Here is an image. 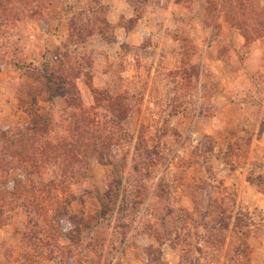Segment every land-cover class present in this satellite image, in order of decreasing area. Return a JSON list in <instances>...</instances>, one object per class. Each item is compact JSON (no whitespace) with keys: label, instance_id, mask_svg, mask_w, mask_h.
Segmentation results:
<instances>
[{"label":"rangeland","instance_id":"1","mask_svg":"<svg viewBox=\"0 0 264 264\" xmlns=\"http://www.w3.org/2000/svg\"><path fill=\"white\" fill-rule=\"evenodd\" d=\"M66 1L78 2L75 11L54 23H0V126L65 107L43 93L34 68L46 47L66 41L69 18L91 16L97 28L105 18L116 39L122 28L138 31L129 43L94 34L82 50L92 86L129 97L133 113L125 169L93 160L88 179L70 188L65 226L80 239L70 264H264V0L246 3L244 29L262 33L248 44L226 0H127L121 17L109 14L117 0L80 16L93 3ZM77 85L90 105L86 80ZM18 238L13 224L0 230V263Z\"/></svg>","mask_w":264,"mask_h":264},{"label":"trees","instance_id":"2","mask_svg":"<svg viewBox=\"0 0 264 264\" xmlns=\"http://www.w3.org/2000/svg\"><path fill=\"white\" fill-rule=\"evenodd\" d=\"M90 1L93 6L75 13L80 16L104 8L101 0ZM247 2L226 0L229 21L241 30L248 44L262 33L252 38L244 29ZM54 3L60 12L53 10ZM77 5L66 0H0V23L15 27L22 23L51 24L75 11ZM214 12L218 18L221 6ZM68 20L66 41L46 47L41 64L34 68L41 75L43 93L48 98L61 97L65 107L57 112L33 108L28 121L0 126V230L13 224L19 237L15 245L6 246L0 264H39L43 259L70 264L73 252L80 247L76 231L65 226L72 216L71 186L88 179L93 160L110 165L120 162V171L129 164L131 141L124 125L133 113L132 103L129 97L92 86L91 56L82 53L94 34L108 44L117 43L105 33L112 32L113 27L105 18L96 20L101 21L100 28L95 27L91 16L81 25L74 18ZM15 66L24 68L23 64ZM81 78L90 88V105L84 103L78 88ZM32 103L37 105V100ZM13 171L19 172L18 177L11 175ZM62 237L68 244H60Z\"/></svg>","mask_w":264,"mask_h":264},{"label":"crops","instance_id":"3","mask_svg":"<svg viewBox=\"0 0 264 264\" xmlns=\"http://www.w3.org/2000/svg\"><path fill=\"white\" fill-rule=\"evenodd\" d=\"M118 1H119V3H117ZM117 2H115L114 4H112L109 7V12H110L109 14H112L113 16H116V17H121L123 15L124 16H130V14H129L130 10H128V4L126 3L127 0H117ZM122 30H120L118 38L121 39L122 41H126L127 43H129V41H131V40H134L138 36V31H136L137 29H133L129 32H127L123 28H122ZM120 43H122V42H120ZM261 138L264 139V133H263Z\"/></svg>","mask_w":264,"mask_h":264}]
</instances>
